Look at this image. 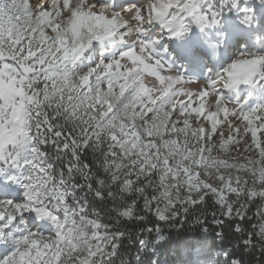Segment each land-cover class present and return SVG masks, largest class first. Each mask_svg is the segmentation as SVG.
<instances>
[{"label":"snow or ice","instance_id":"6c2138e0","mask_svg":"<svg viewBox=\"0 0 264 264\" xmlns=\"http://www.w3.org/2000/svg\"><path fill=\"white\" fill-rule=\"evenodd\" d=\"M133 240L264 258V0H0V264Z\"/></svg>","mask_w":264,"mask_h":264},{"label":"trees","instance_id":"16d2710c","mask_svg":"<svg viewBox=\"0 0 264 264\" xmlns=\"http://www.w3.org/2000/svg\"><path fill=\"white\" fill-rule=\"evenodd\" d=\"M130 247L127 248V251L123 253L120 259L131 261V264H135V254H136V242L135 240L129 242ZM162 259H172L171 254H166L165 256H162ZM244 264H264V258L260 256L259 252H256L254 255L249 256L245 254L243 256ZM117 264H120V260H117Z\"/></svg>","mask_w":264,"mask_h":264},{"label":"rangeland","instance_id":"374dc122","mask_svg":"<svg viewBox=\"0 0 264 264\" xmlns=\"http://www.w3.org/2000/svg\"><path fill=\"white\" fill-rule=\"evenodd\" d=\"M173 258V257H172Z\"/></svg>","mask_w":264,"mask_h":264}]
</instances>
